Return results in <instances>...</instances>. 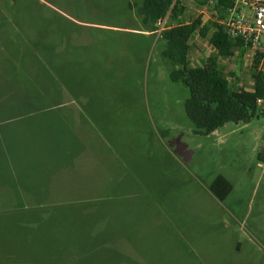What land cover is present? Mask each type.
Listing matches in <instances>:
<instances>
[{"label":"rangeland","instance_id":"374dc122","mask_svg":"<svg viewBox=\"0 0 264 264\" xmlns=\"http://www.w3.org/2000/svg\"><path fill=\"white\" fill-rule=\"evenodd\" d=\"M128 3L0 0V47L17 37L51 64L61 43L63 81L72 72L73 53L87 70L93 104L80 109L97 132L93 145H105L65 174L67 184L78 182L85 191L64 193L79 195L109 182L111 213L136 227L125 264H264V162L258 159L264 152V103L248 123H226L209 138L196 135L184 111L189 91L170 80L165 42L131 34L142 25ZM255 53L237 50L223 60L232 90L250 89ZM46 66L56 71L54 64ZM27 85L18 82V89ZM32 86L34 125L44 109V125H60V119L84 125L66 96L64 102L49 87L45 100L37 91L40 82ZM218 175L232 185L222 201L209 191ZM55 177L60 184L61 175Z\"/></svg>","mask_w":264,"mask_h":264},{"label":"crops","instance_id":"0c3cea01","mask_svg":"<svg viewBox=\"0 0 264 264\" xmlns=\"http://www.w3.org/2000/svg\"><path fill=\"white\" fill-rule=\"evenodd\" d=\"M179 1L185 7V23L197 18L208 23L219 15L216 12L219 0ZM129 31L140 34L137 36H151L144 28ZM159 32L152 36L159 37ZM58 44L56 51L53 49L55 56L51 64L63 81L59 73L63 53L61 43ZM189 44L188 60L192 67H199L208 57L216 56L215 48L198 33ZM71 59L73 81L79 84L73 100L46 66L51 64L39 58L23 39L16 37L14 44L8 42L0 47V264L126 262L125 252L136 227L126 222L123 215L111 213L107 203L108 198L113 197L109 182L79 195L64 193L85 191L78 182L67 184L69 179L65 180V174L76 160L82 159L87 164L93 149L105 145H93L96 130L80 109L93 104V97L88 93L92 87L86 77L87 70L79 68L84 61H79L77 53H73ZM34 80L40 82L37 91L45 100L49 87L62 101L66 96L84 125H76L74 119L73 125H63L61 119L57 120L60 125H44L43 121L49 120L48 109L41 112L39 125H34ZM18 82L28 83V89H18ZM91 108L89 106V113ZM60 110L64 115V110ZM216 131L205 137L209 138ZM56 174L62 177L60 184L54 181Z\"/></svg>","mask_w":264,"mask_h":264},{"label":"trees","instance_id":"16d2710c","mask_svg":"<svg viewBox=\"0 0 264 264\" xmlns=\"http://www.w3.org/2000/svg\"><path fill=\"white\" fill-rule=\"evenodd\" d=\"M230 5L227 0L218 1L216 12L219 15L215 21L202 23L197 18L185 23V7L179 0H129L128 3L129 10L139 17L142 28L150 32L151 36L160 30V25L166 20L159 32L160 39L165 42L162 56L170 64V80L188 89L189 97L184 103V111L195 127V134L203 137L229 122H250L260 109L257 101L264 100V51H258L254 55L252 85L248 90H232L220 62L221 59L233 57L235 51L242 52L248 48L240 39L231 38L219 23ZM195 33L216 50V56L208 57L199 67L190 66L188 60L191 49L189 42ZM49 70L73 100L79 84L73 81L72 72L67 80L62 81L55 71ZM258 159L264 162V152L258 154ZM209 190L222 201L231 193L232 185L226 178L218 175L211 182Z\"/></svg>","mask_w":264,"mask_h":264},{"label":"built area","instance_id":"2783aa9c","mask_svg":"<svg viewBox=\"0 0 264 264\" xmlns=\"http://www.w3.org/2000/svg\"><path fill=\"white\" fill-rule=\"evenodd\" d=\"M227 1L231 5L219 23L231 38L240 39L252 51H264V45L260 44L264 35V0ZM257 103L262 105L264 100H258Z\"/></svg>","mask_w":264,"mask_h":264},{"label":"water","instance_id":"95a60500","mask_svg":"<svg viewBox=\"0 0 264 264\" xmlns=\"http://www.w3.org/2000/svg\"><path fill=\"white\" fill-rule=\"evenodd\" d=\"M156 26H158V24H156Z\"/></svg>","mask_w":264,"mask_h":264}]
</instances>
